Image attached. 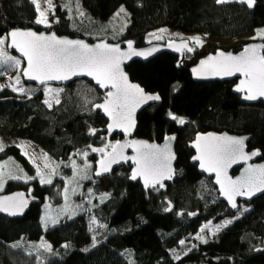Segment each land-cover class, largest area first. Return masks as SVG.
I'll return each instance as SVG.
<instances>
[{
	"label": "trees",
	"instance_id": "obj_1",
	"mask_svg": "<svg viewBox=\"0 0 264 264\" xmlns=\"http://www.w3.org/2000/svg\"><path fill=\"white\" fill-rule=\"evenodd\" d=\"M121 7L127 22L120 32H111L112 15ZM37 15L31 0H0V37L12 28L45 30L35 22ZM50 20V31L58 35L88 41L131 40L136 46L149 44L148 34L159 29L236 39L264 27V0H255L252 8L237 0L219 4L216 0H55ZM259 40L264 42V36ZM126 71L145 91L160 96L159 102L138 114L135 135L156 142L175 137L174 180L144 191L138 181L131 180L129 163L114 169L105 181L94 176L96 162L111 147L106 153L92 148L113 145L121 137L106 136V120L94 108L104 93L89 81L77 79L64 85L59 103L51 108L44 103L42 86L26 84L29 90L24 94L2 88L0 137L31 142L57 167L52 182L41 184L35 166L18 146L0 150V162L13 158L22 177H9L0 194L31 188L34 199L20 218L0 215V264H264V193L247 203L249 209L228 226L204 236L206 243L194 238L204 222H218L236 213L217 198L211 178L190 162L193 152L187 146L199 132L247 134L248 148L259 149L263 160L264 101L241 102L231 91L233 82L193 81L188 66L167 52L145 62L133 61ZM170 112L185 123L171 119ZM90 128L97 130L94 135L89 134ZM73 161L78 171L89 161L91 176H80L76 192L65 197ZM105 193L108 196L101 203ZM169 205L171 210L164 211ZM72 212L75 215L69 219ZM189 213L197 215L189 217ZM90 216L106 225L94 247ZM42 217L58 222L45 224ZM42 237L51 244V251L41 248ZM66 244L69 247H63ZM176 255L180 258L175 259Z\"/></svg>",
	"mask_w": 264,
	"mask_h": 264
},
{
	"label": "snow or ice",
	"instance_id": "obj_2",
	"mask_svg": "<svg viewBox=\"0 0 264 264\" xmlns=\"http://www.w3.org/2000/svg\"><path fill=\"white\" fill-rule=\"evenodd\" d=\"M36 6L38 13L36 18L37 24L49 25L48 13L53 10L55 5L52 0H44L47 5L46 8L41 9L39 0H31ZM219 3H226L229 0H216ZM240 3L246 4L248 8H252L255 4V0H239ZM124 9L121 7L120 12ZM80 15H84L82 12ZM119 15V12L117 13ZM161 32L166 31L164 29ZM152 35V34H150ZM258 35L264 36V30H258ZM11 37V43L7 44L8 48H16L17 51L27 60V67L20 69V60L14 56H10L5 51L4 45L7 37H0V68L5 66L18 69L17 76L13 77L16 84L20 83L19 72L22 71L23 75L29 79L38 81L40 84H45L47 81H66L72 76L85 74L93 77L96 83L101 88L111 87L115 91H108L103 104H95L94 108L102 109L103 112L109 116L111 122L108 124V130L111 132L114 127L123 130L125 135H128L131 129L135 125L133 114L136 109L149 100H159L158 95H147L144 90L138 85L130 84L126 75L121 71L120 62L122 57H126L128 54L120 51L119 45L97 44L94 48L89 47L83 41L80 40H67L58 39L54 34L45 36L43 34H37L33 31H21L13 30L7 34ZM160 39L161 37H156ZM190 40L195 41L197 44L201 43L198 37H190ZM129 49L132 47V42H128ZM180 48H187L188 51L193 49L188 47L187 42H183ZM264 48V45H253L251 47H245L244 51L234 56L231 54H225L222 51H218L216 56H209L207 61L202 60L200 62L201 68L199 70L193 69L194 75H216V76H232L235 73H240L244 76V79L236 86L235 91L242 92L247 90V94L243 97L246 100H255L258 96H264V54L260 52V49ZM179 50V48L177 49ZM151 51V50H150ZM150 51L148 54H150ZM132 55L140 56L145 55L143 52L133 51ZM3 72L0 71V75ZM12 91L25 92L26 90L16 88L12 85ZM4 86L0 85V89ZM47 96L50 91L59 93L62 89H44ZM45 104L51 107V104L46 99ZM56 103L59 100L56 99ZM171 119L175 120L178 124L183 125L185 120L181 117L169 113ZM96 129H89V134L94 135ZM166 141L174 139V137H165ZM245 138L224 136H215L209 133L207 136L197 135L196 140L193 142V146L196 148L198 155L194 156L193 160L200 161V167L205 171H211L216 173V183L220 185V192L228 200L229 204L236 208L237 205L234 201L235 196L247 195L251 196L254 192L264 191V165L256 166L255 168L249 166L246 170L247 174L243 178H237L232 180L227 177L226 169L232 163H236L237 159L248 160L253 156L259 155L258 151H253L250 154L244 153ZM128 146L134 147L137 155L132 157L137 167L132 170L131 179L135 180L138 176L144 178L145 188L155 187L159 184L160 188L164 185L161 183L162 179H171V161L175 159V156L171 153L168 144H165L163 148H159L156 145H149L144 141H132L131 145H121L119 142L113 145H105L104 148H92L93 152L105 153V149L112 148V153H106L111 157V163H118L115 158L117 155L122 156V152L118 149ZM91 147V145H89ZM2 150V147H0ZM26 154V153H25ZM87 156V152L83 153ZM71 159V157H70ZM127 160L128 157H123ZM43 169L37 167V176L40 178L41 184L52 182L51 176L56 174L55 162H49V158L45 153L43 155ZM73 163V174H77V166L75 161ZM101 168L96 172L99 176L103 172H107L110 169V164H105L102 160ZM84 169L90 167L85 161ZM44 169H48V172H44ZM23 171L22 169L20 170ZM11 179H21V176L9 174ZM4 172L0 171V189L3 187ZM223 177V178H222ZM88 178V177H85ZM26 179H34V177H26ZM67 191V189L65 190ZM91 192V190H89ZM21 194H16L20 196ZM108 196L107 193L101 198V203ZM14 197H0V212H8L9 215H17L22 213L23 208L26 206L27 201L21 200L18 204H10L8 202L14 201ZM78 207H80L78 205ZM171 205L166 207L164 211H170ZM248 209H244L247 211ZM65 213L69 212V209H63ZM75 212H72L68 218L71 219ZM188 215H195L189 213ZM42 222L47 224L48 220L55 225L58 220L49 217L47 220L42 217ZM231 220H224L220 224L212 225L209 221L204 227L201 228V232L204 228H209L215 232L220 231L222 228L230 224ZM92 225H98L100 228L106 227L104 224H100L96 217L93 216L90 220L89 231H93ZM214 234V232H213ZM195 239L207 242L200 233H197ZM94 247L98 242L95 235L92 237ZM181 245L185 244L184 240L179 241ZM46 250L51 251V245L47 243L41 245ZM63 247H69V245H63ZM191 250V249H189ZM175 252V250H172ZM179 255L175 256V259H179Z\"/></svg>",
	"mask_w": 264,
	"mask_h": 264
},
{
	"label": "water",
	"instance_id": "obj_3",
	"mask_svg": "<svg viewBox=\"0 0 264 264\" xmlns=\"http://www.w3.org/2000/svg\"><path fill=\"white\" fill-rule=\"evenodd\" d=\"M13 30H21V31H29L30 30V31H33V32H35L37 34H43L45 36H50V35L54 34L58 39L80 40V41H83L85 44H87L89 47H93V48L97 44H101V43L108 44V45H113V46L119 45L120 51L123 52V53H127L128 54L126 57H122L121 58V62H120L121 71L126 75V77L128 79V82L130 84L138 85L140 88H142L144 90V93L147 94V95H158V94L145 91V89L143 87H141L137 82L132 81L130 79V76H129L128 72L126 71V66H128L133 61H144L145 62V61H147V60H149V59H151V58L155 57L156 55H158L160 53H163V52H167V53H170L172 55L177 56L179 58V64H182L184 62V59H185V53L187 51V48H180V45L183 42L186 41L188 47H190V41L188 39H172V40H169V41H166V42H153V43H149V44L144 45V46H136L135 43L133 41H131V40H124V41H120V42H111V41H108L105 38H102V39H98V40H95V41H88V40H86L84 38H81V37H70V36H67V35H58V34H56L53 31H46V30L37 31L34 28H12V29H9L7 31V33H6L7 44L11 43V37H8L7 34L10 33ZM129 41L132 42L131 49H129V45H128ZM253 45H264V42L260 41V40L251 41L249 43L243 44L238 51H233L232 49L231 50L216 49L215 51L209 52V53L201 56L200 58H198V60L196 62H194L193 64L188 65V72H189V74L191 76V79L193 81H196V82H210V81L233 82L232 87H231V91L235 95L239 96V99H240L241 102H243L245 104H249V105H254V104H257V103H259L261 101H264V96H258L257 99H255V100H246L243 97L247 94V90L242 91V92L235 91L236 86L240 83V81L242 79H244V76L242 74H240V73H235L232 76H216V75H211V74H208V75H203L202 74V75L198 76V75H194V73H193V69L194 68L197 69V70H199L201 68L200 62L202 60L207 61V58L209 56L215 57L216 53L218 51H222L225 54H231V55H234V56H238L244 51L245 47H251ZM178 48H179V50H177ZM9 49L13 53H15L19 58L22 59V61H23L22 69L27 67V60L21 55V53L19 51H17L16 48H14V47L9 48ZM133 51L143 52V53H145V55H140V56L132 55ZM149 51H150V54H148ZM260 52L262 54H264V48H261ZM20 74H21V77H22V80L24 81V83L34 84V85H36L38 87H41V86H44V85L64 86V85H68L69 83H71L74 80L85 79V80L89 81L90 83H92L94 86H96L100 91H102L104 93V98L98 104H103L104 103V100H105V97H106V93L108 91H115L110 86L106 87V88H101L99 86V84L96 83V80L93 79V77L85 75V74L72 76L69 80H66V81H47L45 84H40L38 81L27 79L23 75L22 71L20 72ZM159 101H160V98H159V100H149V101H147L145 103H142L136 109V111L133 114V119L135 121V125L131 129V131H130V133L128 135H125V133L123 132L122 129L116 128V127H114L113 130L111 132H109L108 127H107L108 124L111 122L109 116H107L103 112L102 109H97V110L100 111V113L102 114V116L106 120V126H105L106 136L109 137V138H112L115 134L120 135L121 138L118 139L116 142H114V144H117V142H119V144H121V145H125V144L131 145L132 141H144V142H146L149 145H156L159 148H163L165 144H168V147H169L171 153L175 156V159L171 161V169H172L171 179L165 178V179L161 180V183H163V185L165 186L166 184H170L174 180L175 174H176L177 155H176V151H175V148H176V139H175V137L173 135H168L166 137H174V139L166 141V139L164 138L161 142H156V141H150V140H148L146 138L136 137V135H135L136 127H137V116H138V114L143 109L148 107L149 105H151L153 103H156V102H159ZM209 133H211V134H213L215 136L227 135V136H230V137L245 138L244 139V146H243L244 153L250 154L253 151H258L259 152V155L253 156V157H251L250 159H248L246 161L243 160V159H239L238 158L236 163H232L229 167H227V169H226L227 177L231 178L232 180H236L237 178H243L244 176H246V174H247L246 170L249 168V166H252V167L255 168L256 166L264 165V159L261 160V153H260L259 149H257V148L249 149L248 148V141L250 139V135H247V134H233V133H229L227 131H221V132H217V131L199 132V133L195 134L194 138L187 144L188 148L191 149L192 152H193V154H192V156L190 158V162L192 164H196L197 165V170H198V172L200 174H202V175H204V176H206L208 178H211L212 184L214 186V193L217 194V198L220 201H223L227 205V207L230 209V211L232 213H236L239 210V208H240V204H242V203H250L254 198H256L259 195L263 194L264 191L254 192V194L251 195L250 197L247 196V195L235 196L234 197V201H235V203L237 205L236 208H233L229 204L228 200L220 192V185L218 183H216V179H217L216 173L215 172H211V171L203 170L200 167V161L192 159L194 156L198 155V152H197L196 148L193 146V142L196 140L197 135L200 134L201 136H207ZM134 147H138V146H128V147H123L122 149H118V151L122 152V156L117 155L115 157L119 161L118 163H111V157L107 156L105 154L101 159H99L96 162L95 167H94V176L98 177L100 179L104 178V177L108 176L114 169L118 168L119 166H121L123 164L129 163L131 165L130 172H129L130 177H131L132 170L137 167V165L134 162V160L131 159L132 157H135L137 155L136 151H134ZM107 153H109V154L112 153V148H110V150ZM123 157H128L129 159L125 160V159H123ZM102 160L105 162V164H110V169H109V171L103 172L101 175L97 176L96 172L98 170H100V168H101V163L100 162ZM235 169H237V172L233 174L232 172ZM131 180L132 181H138L140 183V185L142 186L144 191H147L149 188H153V187L145 188L144 178L142 176H138L137 179H135V180L131 179ZM156 187H159V184H157L154 188H156ZM31 191H32L31 188H29L27 191L15 190V191L10 192V193L0 194V197H14L15 198L14 201L8 202L10 204H18L21 200L27 201V204L23 208L22 213H19L17 215H9L8 212H0V215H4V216H7L9 218H14V219L22 217L25 214V212H26V210L28 208V205L34 200L33 197L31 196ZM16 194H21V195L20 196H16ZM181 214H182L181 211L177 213L178 216H180ZM194 214L195 215H188V216L189 217H194V216L197 215V213H194Z\"/></svg>",
	"mask_w": 264,
	"mask_h": 264
},
{
	"label": "rangeland",
	"instance_id": "obj_4",
	"mask_svg": "<svg viewBox=\"0 0 264 264\" xmlns=\"http://www.w3.org/2000/svg\"><path fill=\"white\" fill-rule=\"evenodd\" d=\"M231 1V0H229ZM239 1V0H237ZM40 2V6L41 9L46 8L47 5L44 3V0H39ZM53 4L55 5V0H52ZM119 12V15H117V13ZM52 11H50L48 13V21H49V25L46 26L45 24H40L41 26L45 27L44 29L46 31H50V25H51V20H50V15H51ZM117 13H115L114 15H112V25H114L112 27L113 31L111 32H120L124 26L125 23L127 22V15L124 12H120L117 11ZM159 30H156L154 32H151L148 34V37L146 39L147 42H163V41H159L161 39H163L165 42L172 40V39H188L190 41V45H191V41L189 38L190 37H198L201 41V43L197 44L195 41L194 44L195 46H191L190 48H192V51H189V54L191 55V58H187V56H185L184 59V64L185 65H190L193 64L194 62H196L198 60V58H200L201 56L215 51L216 49H222V50H233L235 49L237 46H242L243 44L249 43L251 41H256L259 40L260 37L262 35H258V30H264V27L262 28H256L255 30H252L236 39H224V38H216V37H209L207 35H202V34H185V33H177L175 31L172 30H168V29H164L166 31L161 32ZM111 32H107L106 35L111 34ZM152 34V35H150ZM6 37V35L4 36ZM156 37H161L160 39H157ZM105 38V37H103ZM101 39V38H100ZM5 51L7 52L8 55L10 56H14L16 58H18L20 60V66L19 68L22 69L23 67V61L21 58H19L15 53H13L8 47H7V40L6 43L4 45ZM0 71L3 72L2 75H0V85H3L9 89L12 90V87H10L9 85H12L16 88H21L23 87L26 91L25 92H19L17 91L16 93L18 94H24L27 93V90H29V88L26 86L27 83H24V81L22 80L21 74L19 72V79H20V83L16 84L14 79H12L13 77L17 76V72L18 69L16 68H10V67H3L0 68ZM45 87H47L48 89H62L63 86H54V85H44L42 86V90H43V94H44V101L47 99L49 101V103L51 104V107L56 105V99H60V95L61 92L56 93V92H52L50 91L48 93V95H45ZM47 107L48 104H46ZM49 107V108H51ZM16 145L20 148L21 152L26 156V158L35 166L36 168V172H37V167H40L41 169H43V155L45 154V152L41 151L40 149H38L34 144H32L29 141L26 140H21V139H7V138H3L0 137V147H2V149L7 146V145ZM110 150V149H109ZM108 151V149L105 150V153ZM26 153V154H25ZM47 154V153H46ZM48 158H49V162H54V160L47 154ZM89 161H87L88 163ZM85 163V162H84ZM90 165V162L88 163ZM57 167V163L55 162V165ZM84 165H82L80 167V171H77V174L74 176V174L66 179V183L68 188H70V191H66V196H70L72 193H75L76 188L78 186V182H80V176H85V177H89L91 176V172H90V167L87 168L86 170L83 167ZM0 171L4 172V176H3V185L5 183V181L10 177L9 174H14V175H20L19 173V164L13 159V158H9L7 160H4L2 162H0ZM44 172H48V169H44ZM79 173V174H78ZM103 181H105V177L101 178ZM3 189V187H2ZM2 189H0V193L2 191ZM249 209V206L247 205V203H242L240 204V208L239 210L236 212L235 216L233 217H228V218H224L218 222H212V225H209V228H212V226L216 225V224H220L222 223L224 220H231L233 221L236 217H239L240 215H242L245 211L244 209ZM93 216L89 217V225H90V220ZM209 221L204 222L201 227H204L206 224H208ZM229 225V224H228ZM227 225V226H228ZM93 231L92 235H95L96 240L98 238V236L100 235V233L102 232V228H100L98 225H92ZM209 228H204V231L201 232L199 230L198 233H200V235L207 236V237H211L214 234H216L217 232H215L214 228L212 231H209ZM223 229V228H222ZM214 232V234H213ZM196 236V235H195ZM194 236V238H195ZM98 241V240H97ZM40 246L47 243L48 245H51L47 240H45L43 237L39 240ZM43 250H46L44 247H41ZM90 248V247H89Z\"/></svg>",
	"mask_w": 264,
	"mask_h": 264
},
{
	"label": "flooded vegetation",
	"instance_id": "obj_5",
	"mask_svg": "<svg viewBox=\"0 0 264 264\" xmlns=\"http://www.w3.org/2000/svg\"><path fill=\"white\" fill-rule=\"evenodd\" d=\"M190 47H191V45H190ZM187 51H188V50H187ZM187 51H186V52H187ZM185 54H186V53H185ZM236 172H237V169L233 170L232 173L234 174V173H236Z\"/></svg>",
	"mask_w": 264,
	"mask_h": 264
}]
</instances>
